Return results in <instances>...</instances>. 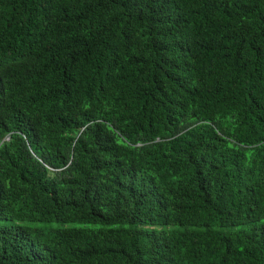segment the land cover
Segmentation results:
<instances>
[{
	"label": "trees",
	"instance_id": "16d2710c",
	"mask_svg": "<svg viewBox=\"0 0 264 264\" xmlns=\"http://www.w3.org/2000/svg\"><path fill=\"white\" fill-rule=\"evenodd\" d=\"M0 219V264H264V0H0Z\"/></svg>",
	"mask_w": 264,
	"mask_h": 264
},
{
	"label": "rangeland",
	"instance_id": "374dc122",
	"mask_svg": "<svg viewBox=\"0 0 264 264\" xmlns=\"http://www.w3.org/2000/svg\"><path fill=\"white\" fill-rule=\"evenodd\" d=\"M5 223H8V220H6V219H0V224H5ZM54 225H56V224L54 223Z\"/></svg>",
	"mask_w": 264,
	"mask_h": 264
}]
</instances>
